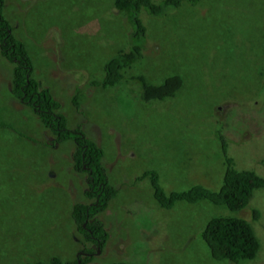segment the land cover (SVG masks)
Listing matches in <instances>:
<instances>
[{
    "label": "rangeland",
    "instance_id": "374dc122",
    "mask_svg": "<svg viewBox=\"0 0 264 264\" xmlns=\"http://www.w3.org/2000/svg\"><path fill=\"white\" fill-rule=\"evenodd\" d=\"M114 1L5 0L3 15L27 47L33 76L60 102L68 127L103 149L118 194L97 216L109 234L98 248L72 218L76 204L89 203L87 174L74 168L75 142L55 143L12 95L15 65L0 51V120L14 127L0 129V264L75 261L84 249L91 250L89 264H233L213 259L202 239L207 222L220 216L251 222L261 242L255 259L238 264H264V189L240 211L206 200L165 209L151 178L138 180L155 171L167 194L195 185L218 191L226 171L218 131L234 167L264 177V0L183 3L160 17L143 10L148 43L132 73L156 84L184 77L173 98L150 102L135 82L90 85L129 45L131 26Z\"/></svg>",
    "mask_w": 264,
    "mask_h": 264
},
{
    "label": "trees",
    "instance_id": "16d2710c",
    "mask_svg": "<svg viewBox=\"0 0 264 264\" xmlns=\"http://www.w3.org/2000/svg\"><path fill=\"white\" fill-rule=\"evenodd\" d=\"M202 0H115L114 8L126 18L131 26L128 36L129 45L120 48L105 62V76L101 81H92L91 86L109 88L123 81L135 82L141 87V99L146 102L163 101L173 98L184 85V77L173 74L162 78L160 84L151 83L142 75H134L131 68L141 62L147 48V29L140 15L143 10L150 16H164L168 8H178L183 3L197 5ZM159 2V3H158ZM5 0H0V51L4 58L15 66L12 77V95L26 107L31 108L42 124L55 134V143H63L73 139L75 142L74 168L77 172L87 174L85 197L89 203H78L73 207L72 218L80 234L86 235V241L99 243L104 247L109 234L97 216L106 210L111 199L118 190L110 183L105 167L102 164L103 149L93 140L85 136L80 129H70L66 117L59 112L60 102L54 98L49 88H42L40 82L33 76V63L29 57L25 43L17 39L9 21L4 17ZM264 55V49H263ZM264 61V57H263ZM264 76V67L262 70ZM135 86V84H132ZM137 89V86H136ZM79 91L73 98L76 107L79 106ZM13 126L0 120V129L13 130ZM214 131V126L211 127ZM18 133V132H17ZM22 137L25 135L19 133ZM216 137L222 142L226 171L223 185L218 191L210 190L201 185H195L183 191H173L167 194L159 184L155 171H146L138 178L150 177L154 190V198L165 209H171L177 202L197 203L206 200L214 205L225 206L231 211H240L249 205L254 192L264 189V177L254 170L237 169L233 160L227 155V143L218 131ZM254 220L260 218L258 210L252 211ZM90 229V233L87 230ZM202 239L207 243L215 260H228L238 264L241 260L256 258L261 242L251 226V222L239 217L211 218L202 232ZM90 253V249H86ZM79 260V259H78ZM51 259V264H89L90 257H80V262ZM27 264H42L27 263ZM123 264V263H115Z\"/></svg>",
    "mask_w": 264,
    "mask_h": 264
},
{
    "label": "flooded vegetation",
    "instance_id": "af4514ba",
    "mask_svg": "<svg viewBox=\"0 0 264 264\" xmlns=\"http://www.w3.org/2000/svg\"><path fill=\"white\" fill-rule=\"evenodd\" d=\"M87 230H88L89 233H90V229L87 228ZM83 236H84V238H85L86 235L84 234ZM85 239H86V238H85ZM94 245L97 246L98 248H101L99 243H96V244H94ZM87 255H89V252H88L86 249L81 250V251H80V254H79L78 258H77V260L79 259L78 262H80V257H81V256H83V257H87Z\"/></svg>",
    "mask_w": 264,
    "mask_h": 264
},
{
    "label": "bare ground",
    "instance_id": "6f19581e",
    "mask_svg": "<svg viewBox=\"0 0 264 264\" xmlns=\"http://www.w3.org/2000/svg\"><path fill=\"white\" fill-rule=\"evenodd\" d=\"M82 257V256H81Z\"/></svg>",
    "mask_w": 264,
    "mask_h": 264
}]
</instances>
